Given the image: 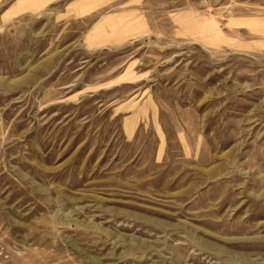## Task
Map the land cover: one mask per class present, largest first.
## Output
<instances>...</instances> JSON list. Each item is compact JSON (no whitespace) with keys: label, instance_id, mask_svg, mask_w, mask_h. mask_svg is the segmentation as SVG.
<instances>
[{"label":"rangeland","instance_id":"obj_1","mask_svg":"<svg viewBox=\"0 0 264 264\" xmlns=\"http://www.w3.org/2000/svg\"><path fill=\"white\" fill-rule=\"evenodd\" d=\"M81 1L0 0V264H264V0Z\"/></svg>","mask_w":264,"mask_h":264},{"label":"crops","instance_id":"obj_2","mask_svg":"<svg viewBox=\"0 0 264 264\" xmlns=\"http://www.w3.org/2000/svg\"><path fill=\"white\" fill-rule=\"evenodd\" d=\"M42 4H47L48 2H55L58 0H19L21 4H37V2ZM41 1V2H40ZM82 5L87 8V10H91L92 8H95L97 6L102 5L105 3L103 0H82ZM93 2V3H91ZM129 17L126 18L127 21L124 24L125 29H130V30H135L143 25H145V20L144 18L141 20H136L133 17H136L134 12L130 13L128 15ZM138 17V16H137ZM119 19L118 16L115 15H105L101 17L94 25L93 30L99 31V30H106L107 27L111 28L112 30H115L117 28L116 21ZM118 33V31H116Z\"/></svg>","mask_w":264,"mask_h":264}]
</instances>
